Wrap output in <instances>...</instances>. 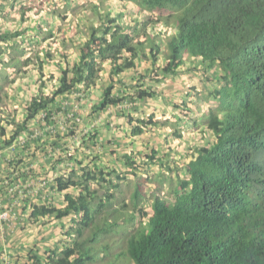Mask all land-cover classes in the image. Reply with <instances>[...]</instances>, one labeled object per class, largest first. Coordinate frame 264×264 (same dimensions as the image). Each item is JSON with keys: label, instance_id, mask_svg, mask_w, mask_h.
<instances>
[{"label": "trees", "instance_id": "16d2710c", "mask_svg": "<svg viewBox=\"0 0 264 264\" xmlns=\"http://www.w3.org/2000/svg\"><path fill=\"white\" fill-rule=\"evenodd\" d=\"M10 1L22 27L0 34V55H6L0 56L6 68L0 76L13 82L8 71L17 76L33 64L38 88L24 103L22 121L10 111L0 114L2 146L41 112L49 125L59 112L70 114L66 121L75 127L73 105L62 103L69 95L75 103L93 100L91 114L117 111L135 145L118 152L123 144H111L115 166L103 162L102 151L85 161L58 144L75 163L51 183L62 204L31 202L26 222L59 221L60 242L32 245L15 257L32 264H264V0H114L107 9L93 2L92 16L84 8L70 22L67 10L83 3L64 0L60 11L56 0L19 7ZM40 10L46 31L37 21ZM29 11L41 35L37 42L52 37L40 49L7 41L25 34ZM53 18L57 32L64 29L61 36L48 29ZM72 35L80 39L72 42L77 57L70 61L64 43ZM27 51L32 53L24 57ZM53 59L56 79L44 72ZM183 73L199 75L210 87H187L175 98L160 89ZM157 103L170 105V115L149 111ZM187 127L195 134L184 139ZM147 133H163L164 152L149 141L143 151L138 140ZM152 166L158 171L151 175Z\"/></svg>", "mask_w": 264, "mask_h": 264}, {"label": "crops", "instance_id": "0c3cea01", "mask_svg": "<svg viewBox=\"0 0 264 264\" xmlns=\"http://www.w3.org/2000/svg\"><path fill=\"white\" fill-rule=\"evenodd\" d=\"M58 4L62 3L64 0H56ZM10 0H0V34L6 32H13L15 29L22 27L19 19V12L14 8L11 9ZM18 7L20 5H27L29 0H16ZM76 2H82V0H76ZM17 7V8H18ZM42 10L37 13V21H41V26L47 30V22L41 17ZM28 19L23 27H26L25 34L19 36L18 38H11L7 40L9 44L19 43L20 47H30L35 49H40L47 45L51 41V38H46L44 41L37 42L41 35H36V30L34 24L36 23V18L32 15V12H28ZM46 18V17H45ZM69 19V18H68ZM48 27L55 31V34L62 35V31L57 32V23L54 22ZM55 23V25H53ZM82 27V24L79 23ZM49 31V30H48ZM29 39V40H28ZM78 35H72L71 40H66L64 43L69 52V60H73L77 57V53L72 50V42L79 40ZM4 42L0 40V48L3 49ZM31 51H27L24 57L30 56ZM4 60L6 58L5 54L0 55ZM55 59L50 62H45L44 72L53 73L54 79L58 76L57 69L55 66ZM5 69V67H0ZM26 71L24 73H19L13 75L8 71L7 75L13 82H7L4 76H0V95L3 96L6 103V109L0 110V114H6L10 111L11 116H13L16 121L20 122L24 118V103L31 96L37 94L38 84L37 71L33 64L27 65L23 68ZM193 87V91L205 92L208 87H210V82L201 78L199 75H188L181 74L178 77H171L169 80L165 81L160 85V89H163L168 96L177 97L190 87ZM95 94H99L98 90H93ZM192 92V91H191ZM159 99V98H158ZM69 101V102H68ZM80 102H76L75 95H69L67 100L62 103L69 107L71 106L74 115L77 116L76 128L71 127V121L68 120L69 114H60V112L55 116L56 122L54 125L44 124L42 122V117L45 115L44 112L39 113L36 118L30 122L28 130L21 131L11 145L2 146L0 142V180L3 177H7L9 181L18 178L25 184H29L30 188H34L32 194L27 195L24 199L12 200L8 197L1 189L0 186V209L8 207L9 209H14L16 211L15 219L11 221L0 220V254L2 250L8 253V259L12 264H32L31 262H25L20 258H16L17 253H22L26 251L32 245H37V247H42L41 245L49 246L60 242V237L57 229V222L51 224H43L39 226L37 223L26 222V217L30 212V203H42L45 198L52 201V203L60 206L62 204V197L60 194L55 193L52 190V180L58 173L68 172L72 166H74V161L72 159L64 157V153L60 152V148L65 149V153L68 149L72 150V154L75 157L84 160H89L97 152H103L104 157H102L103 162L111 165L115 162V157L111 154L110 149H113L111 144H115L117 141L123 144L122 149L118 152H123L125 150L134 149V144H132L133 139L128 136L129 128L125 120L119 116V113L113 108H108L104 113L99 116L90 113V105L93 100L80 99ZM85 102V103H83ZM164 103V102H163ZM84 104V105H83ZM148 107V104H144ZM150 109H154L158 118H165V116L170 115L172 108L170 105L161 107L158 103L153 105ZM7 128V134H11L12 130L10 127ZM75 129L73 135H69L71 129ZM196 128L187 127L183 131V138H190L191 135L195 134ZM97 131L99 135L95 136L94 140H86L87 135L91 132ZM161 132L163 130H160ZM162 134L147 133L142 136L138 141L141 144L143 151L147 150L144 145L147 141L150 144L156 143L160 153L164 152V142L162 139ZM86 140V141H85ZM1 141V139H0ZM56 142L53 144V142ZM135 141V140H134ZM180 143V141H178ZM177 142V143H178ZM184 140L178 147L181 148ZM61 153V155H60ZM69 153V152H68ZM71 154V153H70ZM58 159L57 162L54 160ZM46 180V184L41 186V181ZM66 220V219H65ZM62 222V221H61ZM62 224V223H61ZM40 244V245H39ZM0 264H3V260L0 257Z\"/></svg>", "mask_w": 264, "mask_h": 264}, {"label": "built area", "instance_id": "2783aa9c", "mask_svg": "<svg viewBox=\"0 0 264 264\" xmlns=\"http://www.w3.org/2000/svg\"><path fill=\"white\" fill-rule=\"evenodd\" d=\"M17 179L18 178H15L14 180L9 181L7 177H3L0 180V186L3 187V189L1 188L0 189L8 197H10V199L12 200L24 199L27 195L32 194L35 191L34 188H30L29 184H25L21 181H18L19 179L18 180ZM45 184H46V180H42L40 185L44 186ZM15 217H16V211L14 209H9L8 207H4L3 209H0V220L11 221L15 219ZM8 255L9 254L6 253L5 250H2L0 257L3 260V264H12L8 259Z\"/></svg>", "mask_w": 264, "mask_h": 264}, {"label": "rangeland", "instance_id": "374dc122", "mask_svg": "<svg viewBox=\"0 0 264 264\" xmlns=\"http://www.w3.org/2000/svg\"><path fill=\"white\" fill-rule=\"evenodd\" d=\"M109 1H111L112 2V5L111 6H114V2L116 1H114V0H82V2L81 3H83L84 4V6L82 7V6H79V7H76V9L74 10H72V9H70V10H67L68 11V16H67V18H69V19H67V21L66 22H70L71 20H74L75 18H77V17H75V15H76V13L77 12H82L83 11V9L85 8L86 10H87V13H88V15H91L92 16V13H91V11H90V5H91V3H93V2H96V3H99V5H101V9H107L108 7H109V4H108V2ZM63 4V2L62 3H60V4H58L59 5V10L60 11H63V10H65V8H64V6L62 5ZM132 11V10H131ZM134 15H137V10L136 9H134V13H133ZM128 17H129V19H134L135 17L133 16V17H131L130 15H128ZM66 22H64V23H66ZM63 23V24H64ZM78 24H79V22H78ZM71 30H72V28H71ZM69 102V101H68ZM70 115V114H69ZM138 161L140 162L139 163V166H140V168L141 169H143V170H141V169H139V171L140 172H144L145 170V167L142 165V163H141V161L138 159ZM151 169H150V172L148 173V174H151L152 172H157L158 171V169H157V167H155V166H152V167H150ZM122 170H124L123 168H122ZM145 174V173H144ZM152 175V174H151ZM40 245V244H39ZM112 261V260H111ZM110 262V261H109Z\"/></svg>", "mask_w": 264, "mask_h": 264}]
</instances>
